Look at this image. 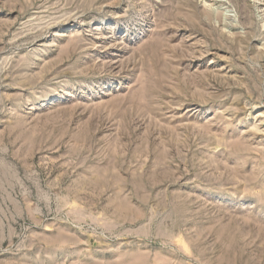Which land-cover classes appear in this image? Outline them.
Instances as JSON below:
<instances>
[{"label":"rangeland","instance_id":"374dc122","mask_svg":"<svg viewBox=\"0 0 264 264\" xmlns=\"http://www.w3.org/2000/svg\"><path fill=\"white\" fill-rule=\"evenodd\" d=\"M0 264H264V0H0Z\"/></svg>","mask_w":264,"mask_h":264}]
</instances>
